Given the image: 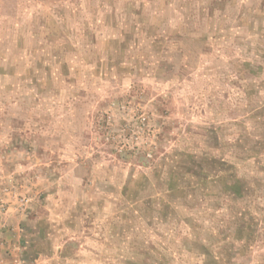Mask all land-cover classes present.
Returning a JSON list of instances; mask_svg holds the SVG:
<instances>
[{
  "label": "rangeland",
  "instance_id": "obj_1",
  "mask_svg": "<svg viewBox=\"0 0 264 264\" xmlns=\"http://www.w3.org/2000/svg\"><path fill=\"white\" fill-rule=\"evenodd\" d=\"M0 264H264V0H0Z\"/></svg>",
  "mask_w": 264,
  "mask_h": 264
}]
</instances>
